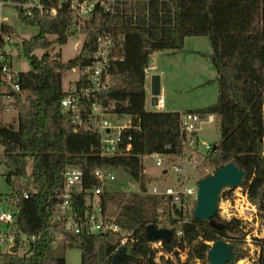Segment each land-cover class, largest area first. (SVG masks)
Masks as SVG:
<instances>
[{
    "label": "trees",
    "instance_id": "obj_1",
    "mask_svg": "<svg viewBox=\"0 0 264 264\" xmlns=\"http://www.w3.org/2000/svg\"><path fill=\"white\" fill-rule=\"evenodd\" d=\"M21 20L37 26L39 32L23 40V48L31 59L32 68L21 71L23 94L19 97V122L0 124V144L5 147L10 166L8 180L15 187L29 188L28 198L18 196L17 227L29 233L42 232L33 252H5L3 264H72L56 254L52 237L62 229L52 223L69 164L84 170V187L93 186L94 171L101 166H122L133 178L141 181L143 192H109L102 201L118 209V221L132 232L126 254L118 264H160L156 248L147 236V225L164 221L173 229V241H163V249L177 251L196 240L195 257L205 258L209 248L230 232H242L237 217L225 219L217 212L216 225L211 219H197L178 224L175 215L183 211L172 205L164 195L147 191L143 155L154 152L188 154L187 133L181 128L183 111L197 112L205 117L215 114L220 127V140L205 154L204 165H220L234 160L245 168L242 186L250 198H259L264 209V0H110L97 3L82 31L86 34L80 52L63 61L61 52L50 51L42 56L33 54L37 47L49 49L52 43L67 42L72 26L70 3L66 0L58 14L50 17L38 13H20ZM115 35L121 44L122 59L110 64V86L93 98H81L80 114L86 120L94 101L110 106L119 114H130L133 126L132 147L127 152L102 154L101 133L77 125L76 113L63 111V77L69 69L91 63L98 37L104 32ZM50 35H56L50 37ZM188 35H207L212 44L210 59L217 71L218 97L215 102L187 110H154L146 107V67L156 50H181ZM88 82L82 74L75 82L80 89ZM78 129L75 130V127ZM194 135V134H193ZM196 135V133H195ZM198 135V134H197ZM128 141V139H126ZM126 142V141H125ZM125 142L123 143L125 145ZM31 167L32 184L22 181ZM86 193L76 192L77 208L85 206ZM164 207V213L158 207ZM51 227V229H49ZM182 228L184 235L177 237ZM69 242L65 248L79 246L82 264H113L120 244L116 233L74 234L65 232ZM237 235H235L236 237ZM239 237V236H238ZM235 247V242L232 240ZM178 252V251H177ZM161 264H190L167 257ZM264 264V251L259 259Z\"/></svg>",
    "mask_w": 264,
    "mask_h": 264
},
{
    "label": "built area",
    "instance_id": "obj_2",
    "mask_svg": "<svg viewBox=\"0 0 264 264\" xmlns=\"http://www.w3.org/2000/svg\"><path fill=\"white\" fill-rule=\"evenodd\" d=\"M66 0H0V115L4 113L16 112L19 120V97L23 94L20 84L21 71L14 65V48L23 46V40L17 37L13 26L8 23V18L2 15V9L15 8L16 14L20 17V13L26 16H32L36 13L44 16L53 17L58 14L60 7ZM70 3L72 14L71 29L78 27L82 31V26L85 25L87 19L90 18L97 3L107 5L110 0H67ZM56 36V35H55ZM92 60L89 65L82 69V74L87 77V84L79 90L73 85L67 90L61 100L63 111H73L76 113L73 121L77 125H84L86 128L96 129L101 133V149L102 154L112 155L122 153L117 150L118 147L129 151L132 147L130 142L132 136L127 133L128 129L133 126L132 116L130 114H119L112 111L110 106H105L99 101H94L91 112L87 119L84 120L79 112L81 98H93L106 90L111 83L110 64L112 60L122 59L121 44L111 32H104L98 37L97 47L92 53ZM151 66L148 65L145 69L146 77L150 74ZM81 74V75H82ZM151 76V75H150ZM151 104L157 108L165 106V96L159 93L156 96V101L152 100ZM110 114L120 116L121 119L127 117L124 122H117L109 117ZM216 117L215 114H209L205 117L197 112L183 111L181 114V128L187 133L185 140V149L188 154H170L163 152H154L143 156H152L156 160V164L161 166L165 173H168L169 162L173 161L172 168L176 171H182V165L176 163V159L180 156L186 157L189 160H196L195 155L203 152L202 147L210 150L213 145L209 142L200 143L198 139L199 123L207 120H212ZM13 121L0 124H13ZM78 126L75 127V130ZM196 133V135H195ZM194 134V135H193ZM128 139V141L126 140ZM126 141V142H125ZM125 142V145L123 144ZM205 151V152H208ZM5 166L6 171L3 173L8 180L10 166L7 163L5 147L0 144V167ZM115 166H101L94 171L95 183L93 186L84 187V170L80 165L69 164L64 170V182L59 189V201L55 205L52 223L62 229L57 230V234L52 237V243L61 237L69 238L65 232L78 234L86 231L91 234H106L108 232L116 233L120 241L117 250L122 245H127L132 238V232L118 221V209L113 212L110 207V202L102 201V195L112 192L105 188L108 179L114 178ZM22 181H27L26 176ZM11 184V183H10ZM13 191L5 200L6 210L0 212V264H3L2 254L5 252H14L12 247L16 246V251L20 254H29L33 252L35 244L42 237V232L29 233L20 230L17 227V212L19 209L17 197L28 198L30 189L15 187L11 184ZM148 186V192L152 194L164 195L169 199L172 205L177 206L183 211V215H175L178 224L190 221L194 213L195 205L198 198V185L194 186L183 184L180 181V176L176 177L175 181L162 183L151 182ZM238 196L234 199L227 198V204L233 205V209L227 211L229 218L237 217L241 221V226L245 228V224L252 220L253 215L258 212L256 203H253L249 192L241 185L236 187ZM84 191L86 193L85 206L77 208L74 200L76 192ZM98 197V200L95 197ZM249 210V211H248ZM226 211V210H225ZM158 212L162 215L164 207H158ZM164 226V225H163ZM169 227V226H166ZM171 228V227H169ZM51 229V227L49 228ZM177 237L184 235L182 228L176 231ZM153 248H161L159 252L167 257L173 255L174 250L164 251L162 240H151ZM128 249V248H127ZM180 250L179 247H176ZM21 250V251H20ZM15 251V252H16Z\"/></svg>",
    "mask_w": 264,
    "mask_h": 264
},
{
    "label": "rangeland",
    "instance_id": "obj_3",
    "mask_svg": "<svg viewBox=\"0 0 264 264\" xmlns=\"http://www.w3.org/2000/svg\"><path fill=\"white\" fill-rule=\"evenodd\" d=\"M2 15L8 18V23L13 26L17 37L21 40L30 39L39 32L37 26L23 22L16 14L15 8L4 7ZM85 36L86 34L83 31L75 27L74 29H70L67 42L63 44L58 42L52 43L49 49L37 47L33 50V54L42 56L45 52L50 51L55 56L54 53L60 51L62 53L60 58L63 61H67L80 52ZM50 37L53 38L55 35H50ZM187 47L190 49L183 50L179 55L173 57L168 53L160 51L151 54V60H157L159 64V67L152 69V71L156 70L159 74L161 69H163L162 84L167 109L203 107L215 102L218 97L217 72L210 59V53L213 49L210 38L207 35H191L187 40ZM13 53L14 65L20 71H28L32 68L31 59L23 46L14 48ZM81 74L82 69L80 66L69 69L63 77V89L65 91L69 90L81 77ZM147 106L150 109H156L151 104L150 94H148ZM109 117L120 123L127 120V117L121 119L120 116L115 114H110ZM13 120V124L17 126L19 121L15 111L0 115V123H7ZM199 125L200 129L197 134L200 143L209 142L215 145L220 140L221 132L217 117L212 120H207L206 118ZM202 149L203 152L195 155L196 160L192 161L183 156L178 157L176 163H180L183 166L182 171L179 172H176L172 168L173 161L169 162L170 171L165 173L162 167L156 164L154 157L143 156L142 161L146 186L151 182H158L163 185L165 182L175 181L177 176H180V181L183 184L198 185L201 178L215 171L214 166L204 165L205 154L207 153L205 151L208 149L204 146ZM6 170L5 166L0 167V212L6 210L7 203L5 200L13 191L12 185L3 174ZM114 171L116 176L108 179L105 185L107 190L117 193L124 192L126 194L134 191L143 192L141 181L133 178L124 167L117 166ZM26 180L32 184L30 166ZM238 191L240 190H237L236 187H224L222 189L218 204V213L222 218L230 219L226 213L233 209V203L231 205L227 204L226 199L228 197L234 199L238 196ZM95 199L98 200V197L96 196ZM251 200L253 203H256L258 212L253 215L252 220H249L245 224L242 232H230V237H224V239L230 242L234 240V250L236 252L235 259L226 264H259V259L263 255L264 209L261 208L259 198H251ZM110 209L113 212L117 211V207L113 205H111ZM211 222L219 225L215 217L211 219ZM164 224L165 222L162 221L159 223V226H163ZM235 235L237 236L235 237ZM197 241L186 243L184 248H180V250H177L178 252L174 251L172 257H169L177 262L188 261L190 264H210L208 254L205 258L194 256ZM67 243L68 239L66 237H61L54 241L53 247L55 253L63 255L72 264H82L81 248L79 246L65 248V244ZM210 243H213V241H210ZM161 248H156V259L160 264L167 258L165 254L159 252ZM163 250L166 251L165 249Z\"/></svg>",
    "mask_w": 264,
    "mask_h": 264
},
{
    "label": "water",
    "instance_id": "obj_4",
    "mask_svg": "<svg viewBox=\"0 0 264 264\" xmlns=\"http://www.w3.org/2000/svg\"><path fill=\"white\" fill-rule=\"evenodd\" d=\"M153 99L161 93V76L158 73L152 75ZM119 152H126V149L118 147ZM246 170L240 167L234 160L220 165L213 173H210L199 180L198 198L194 209L197 219H212L218 212L220 194L224 187H237L244 181ZM147 236L150 240H162L171 243L173 241V229L166 226H157L155 223L147 225ZM16 251V246L11 248ZM127 252V245H122L113 258V264H118ZM210 264H226L235 259L236 252L232 242L219 238L213 241L208 250Z\"/></svg>",
    "mask_w": 264,
    "mask_h": 264
},
{
    "label": "crops",
    "instance_id": "obj_5",
    "mask_svg": "<svg viewBox=\"0 0 264 264\" xmlns=\"http://www.w3.org/2000/svg\"><path fill=\"white\" fill-rule=\"evenodd\" d=\"M191 37V35H188L185 37V45H184V48L181 49V50H177V51H172V50H169V49H165V50H156L155 52H162V53H168L170 54L171 57L173 56H176V55H179L183 50H188L190 48L187 47V40L188 38ZM151 68L149 69L150 70V74L149 76L146 77V90H147V97H146V107L148 109H150L148 106H147V100H148V94H150V101L152 100V75L155 74V73H158L156 70L155 71H152V69H157L159 67V64H158V61L157 60H150V64ZM75 68V67H74ZM73 69V68H72ZM163 69H161V71L159 72L160 76H161V93L163 94V84H162V71ZM217 72V71H216ZM151 75V76H150ZM154 100V99H153ZM161 109H165V110H179V111H183V110H187L189 108H185V109H167L166 108V99H165V106L163 108H157L154 109V110H161ZM200 129V128H199Z\"/></svg>",
    "mask_w": 264,
    "mask_h": 264
}]
</instances>
